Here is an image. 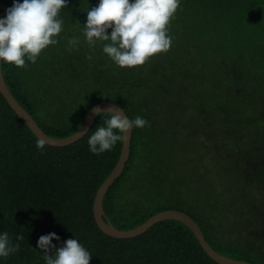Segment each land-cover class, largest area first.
<instances>
[{
	"label": "trees",
	"instance_id": "obj_1",
	"mask_svg": "<svg viewBox=\"0 0 264 264\" xmlns=\"http://www.w3.org/2000/svg\"><path fill=\"white\" fill-rule=\"evenodd\" d=\"M0 1L9 7L13 4V0ZM189 1L181 2L174 14L178 18L168 25L173 37L170 49L129 68L112 63L102 51L105 42L98 41L93 49L86 41V11L99 0H68L60 12L64 23L59 43L43 50L36 63L26 61V67L4 63L3 78L14 98L52 137L76 132L87 112L101 101L117 104L130 119L141 115L149 121L143 128L132 129L129 162L103 197L105 217L115 227L131 229L160 211H183L199 224L215 251L258 264V258L247 255L245 248L234 247V230L227 219L234 208L224 200L229 203L241 181L239 161L246 158L250 128L264 133V0ZM2 12L0 17L6 14ZM72 38L78 44L69 51ZM101 116L75 143L50 146L36 139L0 93V231H7L13 243L17 235L25 237L19 241L20 250L0 258V264H45L44 253L34 247L41 235L50 232L60 237L52 241L57 246L77 237L92 254L90 264H218L193 232L176 220L158 221L144 233L124 239L110 237L97 227L93 200L115 167L122 146L118 141L111 150L90 152L87 141L103 125ZM220 183L223 194L217 199Z\"/></svg>",
	"mask_w": 264,
	"mask_h": 264
},
{
	"label": "clouds",
	"instance_id": "obj_2",
	"mask_svg": "<svg viewBox=\"0 0 264 264\" xmlns=\"http://www.w3.org/2000/svg\"><path fill=\"white\" fill-rule=\"evenodd\" d=\"M181 2L99 0L86 11L84 36L93 49L98 41L105 42L103 53L119 67L143 65L153 55L170 49L173 37L168 25ZM67 5L68 0H13L6 14L0 17V66L8 63L25 67L26 61L36 63L43 50L59 43L64 23L60 12ZM75 44H78L76 38L69 40L68 50ZM97 114L102 117L103 125L97 126L87 141L93 154L111 150L118 141H125L126 131L149 124L141 115L130 119L124 109ZM24 238L19 234L13 243L7 231H0V258L18 252L19 241ZM53 240H60L55 232L41 235L34 247L44 253L45 264H90L92 254L77 238H69L61 246L53 244Z\"/></svg>",
	"mask_w": 264,
	"mask_h": 264
},
{
	"label": "water",
	"instance_id": "obj_3",
	"mask_svg": "<svg viewBox=\"0 0 264 264\" xmlns=\"http://www.w3.org/2000/svg\"><path fill=\"white\" fill-rule=\"evenodd\" d=\"M7 6L3 2L0 1V10L6 13ZM0 93L5 98L6 102L15 112V114L28 126L31 132L35 135V137L41 141L42 143L55 147L67 146L75 143L79 139H81L86 133L89 131L90 127L94 123L97 113L100 111H108V112H118L121 107L117 104L110 101H101L95 104L85 115L84 120L79 127V129L73 134L56 138L47 135L37 124L32 115L14 98V96L9 91L2 74V68L0 66ZM132 136V130H128L125 133V141H122L121 151L118 158V161L111 171V173L107 176V178L103 181V183L99 186L96 191L92 211L94 221L97 227L106 235L114 238H132L144 233L148 230L152 225L161 220H176L184 225H186L195 235L199 244L203 248L204 252L209 256L210 259L215 261L218 264H252L245 260H240L236 258H232L229 256H225L221 253L215 251L207 242L203 231L199 224L188 214L183 211L175 210V209H167L156 213L155 215L149 217L140 225L131 228V229H119L115 227L106 217L102 206L103 197L106 191L110 188V186L114 183V181L122 174L126 163L130 154V141Z\"/></svg>",
	"mask_w": 264,
	"mask_h": 264
},
{
	"label": "flooded vegetation",
	"instance_id": "obj_4",
	"mask_svg": "<svg viewBox=\"0 0 264 264\" xmlns=\"http://www.w3.org/2000/svg\"><path fill=\"white\" fill-rule=\"evenodd\" d=\"M250 130L248 149L244 153L246 159L244 162L239 161L242 178L236 186L235 191L232 192L233 194L231 195V198L228 199V202L231 200L234 201L235 192L242 189L241 203L237 202L229 204L227 203V200H224V204L228 207L234 208L233 214L227 217L234 228L235 238L232 237L234 240V247L245 248L247 255L257 257L258 264H264V133L257 132L253 130L252 127ZM255 134H260L261 137L256 139ZM225 186L229 187V183H226ZM259 186H262L263 189L260 190ZM202 188V193H204V184L202 185ZM221 189L222 184L220 183L216 186L217 199L223 194H221ZM236 205L239 206L237 209H235ZM255 216L258 217L255 218ZM233 217H236L241 221L235 223Z\"/></svg>",
	"mask_w": 264,
	"mask_h": 264
},
{
	"label": "bare ground",
	"instance_id": "obj_5",
	"mask_svg": "<svg viewBox=\"0 0 264 264\" xmlns=\"http://www.w3.org/2000/svg\"><path fill=\"white\" fill-rule=\"evenodd\" d=\"M77 1V0H76ZM91 1V0H90ZM183 1V0H182ZM186 1V0H185ZM189 1V0H188ZM196 1V0H195ZM211 1V0H210ZM73 2V1H72ZM82 2V1H81ZM190 2V1H189ZM83 3V2H82ZM74 4V3H73ZM81 4V3H80ZM183 4V3H182ZM190 4V3H189ZM192 4V3H191ZM206 4V3H205ZM208 4V3H207ZM216 4V3H215ZM71 5V4H70ZM92 5V4H91ZM213 5V4H212ZM96 6V5H95ZM94 6V7H95ZM202 6V5H201ZM211 6V5H210ZM214 6V5H213ZM75 7H76V4H75ZM83 7V6H82ZM181 7V6H180ZM248 7V6H247ZM186 8V7H185ZM192 8H194V7H192ZM203 8V7H202ZM213 8V7H212ZM231 8V7H230ZM234 8V7H233ZM249 9H250V7H248ZM71 9V8H70ZM80 9V8H79ZM209 9H210V7H209ZM247 9V8H246ZM256 9H257V6H256ZM182 10V9H181ZM189 10V9H188ZM195 10V9H194ZM255 10V9H254ZM253 10V11H254ZM62 11V10H61ZM65 11V10H64ZM178 11H180V10H178ZM238 11V10H237ZM247 11V10H246ZM252 11V12H253ZM257 11V10H256ZM74 12V11H73ZM177 12V11H176ZM199 12V11H198ZM234 12V11H233ZM3 13V12H2ZM179 13H181V12H179ZM209 13V12H208ZM219 13V12H218ZM241 13V12H240ZM239 13V14H240ZM244 13H246L245 12V10H244ZM249 13V12H248ZM247 13V14H248ZM251 13V12H250ZM178 14V13H177ZM199 14V13H198ZM214 14V13H213ZM217 14V13H216ZM220 15H222L221 13H219ZM225 14V13H224ZM232 14V13H231ZM237 14V13H236ZM256 14V13H255ZM259 14V13H258ZM195 15V14H194ZM203 15V14H202ZM212 15V14H211ZM229 15V14H228ZM260 15V14H259ZM79 16H81V15H79ZM190 16V15H189ZM197 16V15H196ZM223 16V15H222ZM226 16V15H225ZM236 16V15H235ZM174 17V16H173ZM213 17V16H212ZM232 17V16H231ZM241 17V16H240ZM250 17V16H249ZM61 18V17H60ZM175 19L176 18H178L177 16L176 17H174ZM182 18V17H181ZM219 18V17H218ZM227 18H229L228 16H227ZM211 19V18H210ZM209 19V20H210ZM232 19V18H231ZM240 19V18H239ZM252 19V18H251ZM85 20V19H84ZM179 20V19H178ZM196 20V19H195ZM216 20V19H215ZM224 20H225V18H224ZM245 20V19H244ZM255 20H257V19H255ZM185 21V20H184ZM219 21V20H218ZM220 21H221V19H220ZM228 21V20H227ZM233 21H235V20H233ZM239 21V20H238ZM241 21V20H240ZM249 21V20H248ZM72 22V21H71ZM171 22V21H170ZM178 22V21H177ZM199 22V21H198ZM224 22V21H223ZM222 22V23H223ZM259 22V21H258ZM221 23V22H220ZM225 23V22H224ZM234 23V22H233ZM257 23V22H256ZM184 24V23H183ZM201 24V23H200ZM226 24V23H225ZM261 24V23H260ZM77 25V24H76ZM175 25V24H174ZM213 25V24H212ZM219 25V24H218ZM232 25V24H231ZM248 25V24H247ZM246 25V26H247ZM80 26V25H79ZM222 26H224V25H222ZM235 26V25H234ZM238 26V25H237ZM252 26V25H251ZM76 27V26H75ZM180 27V26H179ZM213 27V26H212ZM215 27H217L216 25H215ZM262 27V26H261ZM79 28V27H78ZM175 28V27H174ZM224 28V27H223ZM236 28V27H235ZM243 28V27H242ZM245 28V27H244ZM75 29V28H74ZM214 29V28H213ZM221 29H222V27H221ZM225 29V28H224ZM246 29V28H245ZM251 29V28H250ZM180 30V29H179ZM65 39V38H64ZM65 41V40H64ZM68 43V42H67ZM81 44V43H80ZM53 46V45H52ZM51 46V47H52ZM98 47H99V45H98ZM52 50V49H51ZM73 50V49H72ZM80 50V49H79ZM82 50V49H81ZM47 51V50H46ZM50 51V50H49ZM58 51V50H57ZM89 51V50H88ZM100 51V50H99ZM73 52V51H72ZM79 53V52H78ZM59 54V53H58ZM80 54V53H79ZM85 54V53H84ZM49 55V54H48ZM97 55V54H96ZM44 56H45V54H44ZM63 56V55H62ZM76 56H78L77 54H76ZM87 56V55H86ZM39 57H41V56H39ZM74 57V56H73ZM103 57V56H102ZM50 58V57H49ZM56 58V57H55ZM96 60V59H95ZM200 62V61H199ZM42 63V62H41ZM52 63V62H51ZM113 63V62H112ZM201 63H202V61H201ZM257 63V62H256ZM53 64V63H52ZM58 64V63H57ZM99 64V63H98ZM177 64H178V62H177ZM184 64V63H183ZM215 64V63H214ZM255 64V63H254ZM9 65H11V64H9ZM80 65V64H79ZM169 65V64H168ZM197 65V64H196ZM253 65V64H252ZM85 66V65H84ZM97 66V65H96ZM235 66H236V63H235ZM262 66V65H261ZM6 67V66H5ZM26 67V66H25ZM30 67V66H29ZM53 67V66H52ZM92 67V66H91ZM23 68V67H22ZM32 68V67H31ZM38 68V67H37ZM44 68V67H43ZM54 68V67H53ZM101 68V67H100ZM174 68V67H173ZM213 68V67H212ZM220 68V67H219ZM252 68V67H251ZM257 68V67H256ZM26 69V68H25ZM57 69V68H56ZM112 69V68H111ZM110 69V70H111ZM123 69V68H122ZM133 69V68H132ZM264 69V68H263ZM36 70V69H35ZM70 70V69H69ZM96 70V69H95ZM230 70V69H229ZM261 70V69H260ZM28 71V70H27ZM41 71H42V69H41ZM46 71V70H45ZM75 71V70H74ZM77 71V70H76ZM98 71V70H97ZM100 71V70H99ZM114 71V70H113ZM135 71V70H134ZM256 71V70H255ZM53 72V71H52ZM80 72V71H79ZM91 72V71H90ZM115 72V71H114ZM32 73H33V71H32ZM50 73V72H49ZM61 73V72H60ZM66 73H68V72H66ZM76 73V72H75ZM92 73V72H91ZM105 73V72H104ZM120 73V72H119ZM139 73V72H138ZM214 73V72H213ZM226 73V72H225ZM43 74V73H42ZM79 74V73H78ZM82 74V73H81ZM85 74V73H84ZM115 74V73H114ZM121 74V73H120ZM126 74V73H125ZM129 74H130V72H129ZM182 74V73H181ZM180 74V75H181ZM193 74V73H192ZM191 74V75H192ZM58 75V74H57ZM83 75V74H82ZM118 75V74H117ZM190 75V76H191ZM217 75V74H216ZM237 75V74H236ZM29 76H31V75H29ZM54 76V75H53ZM59 76V75H58ZM94 76V75H93ZM98 76V75H97ZM224 76V75H223ZM35 77V76H34ZM116 77V76H115ZM131 77V76H130ZM215 77V76H214ZM49 78V77H48ZM124 78V77H123ZM122 78V79H123ZM129 78V77H128ZM182 78V77H181ZM185 78V77H184ZM254 78V77H253ZM25 79V78H24ZM32 79H34V78H32ZM200 79V78H199ZM234 79V78H233ZM29 80V79H28ZM131 80V79H130ZM235 80V79H234ZM35 81V80H34ZM49 81V80H48ZM81 81V80H80ZM126 81V80H125ZM125 81H124V83H125ZM200 81V80H199ZM37 82V81H36ZM77 82V81H76ZM91 82V81H90ZM119 82V81H118ZM123 82V81H122ZM144 82V81H143ZM214 82V81H213ZM241 82V81H240ZM263 82V81H262ZM26 83V82H25ZM57 83V82H56ZM100 83V82H99ZM128 83V82H127ZM194 83V82H193ZM200 83V82H199ZM230 83V82H229ZM53 84V83H52ZM257 84V83H256ZM263 84V83H262ZM261 84V85H262ZM30 85V84H29ZM37 85H38V83H37ZM193 85V84H192ZM197 85V84H196ZM120 86V85H119ZM118 86V87H119ZM44 87V86H43ZM116 87V86H115ZM122 87V86H121ZM120 87V88H121ZM202 87V86H201ZM31 88V87H30ZM119 88V89H120ZM128 88V87H127ZM212 88V87H211ZM115 89V88H114ZM202 89V88H201ZM216 89V88H215ZM33 90V89H32ZM44 90V89H43ZM30 91V90H29ZM118 91V90H117ZM31 92V91H30ZM106 92V91H105ZM228 92V91H227ZM239 92V91H238ZM254 92V91H253ZM37 93V92H36ZM143 93H145L144 92V90H143ZM248 93V92H247ZM41 94H42V91H41ZM84 94V93H83ZM29 95V94H28ZM152 95V94H151ZM205 95V94H204ZM242 95V94H241ZM254 95V94H253ZM135 96V95H134ZM222 96V95H221ZM3 97V96H2ZM189 97V96H188ZM204 97V96H203ZM212 97V96H211ZM227 97H229V96H227ZM231 97V96H230ZM248 97V96H247ZM45 98V97H44ZM187 98V97H186ZM225 98V97H224ZM30 99V98H29ZM135 99V98H134ZM143 99V98H142ZM217 99V98H216ZM230 99V98H229ZM237 99V98H236ZM258 99V98H257ZM45 100V99H44ZM43 100V101H44ZM73 100V99H72ZM153 100V99H152ZM218 100V99H217ZM226 100V99H225ZM228 100V99H227ZM256 100V99H255ZM84 101V100H83ZM88 101V100H87ZM207 101V100H206ZM224 101V100H223ZM37 102V101H36ZM86 102V101H85ZM152 102V101H151ZM32 103V102H31ZM34 103H35V101H34ZM153 103V102H152ZM171 103V102H170ZM209 103V102H208ZM229 103V102H228ZM241 103V102H240ZM254 103V102H253ZM79 104V103H78ZM84 104V103H83ZM134 104V103H133ZM140 104V103H139ZM142 104V103H141ZM140 104V105H141ZM216 104V103H215ZM223 104H224V102H223ZM226 104V103H225ZM235 104V103H234ZM6 105V104H5ZM92 105V104H91ZM135 105V104H134ZM208 105V104H207ZM214 105V104H213ZM231 105V104H230ZM236 105V104H235ZM238 105V104H237ZM246 105V104H245ZM261 105V104H260ZM54 106V105H53ZM66 106V105H65ZM227 106H229V105H227ZM248 106V105H247ZM78 107V106H77ZM80 107V106H79ZM178 107V106H177ZM235 107V106H234ZM30 108V107H29ZM134 108V107H133ZM132 108V109H133ZM151 108V107H150ZM149 108V109H150ZM56 109V108H55ZM59 109V108H58ZM211 109V108H210ZM214 109V108H213ZM218 109V108H217ZM242 109V108H241ZM240 109V110H241ZM252 109V108H251ZM140 110V109H139ZM185 110V109H184ZM238 110V109H237ZM239 110V111H240ZM244 110V109H243ZM247 110V109H246ZM261 110V109H260ZM60 111V110H59ZM73 111V110H72ZM201 111H202V109H201ZM207 111V110H206ZM8 112V111H7ZM58 112V111H57ZM146 112V111H145ZM144 112V113H145ZM209 112V111H208ZM211 112H213V111H211ZM74 113H76V112H74ZM198 113V112H197ZM201 113V112H200ZM203 113V112H202ZM210 113V112H209ZM245 113V112H244ZM251 113V112H250ZM259 113V112H258ZM63 114V113H62ZM71 114V113H70ZM255 114V113H254ZM44 115V114H43ZM104 115V114H103ZM248 115V114H247ZM40 116V115H39ZM237 117V116H236ZM1 118V117H0ZM12 118V117H11ZM41 118H42V116H41ZM51 118V117H50ZM58 118V117H57ZM97 118V117H96ZM250 118V117H249ZM46 119V118H45ZM48 119V118H47ZM55 119V118H54ZM66 119V118H65ZM152 119H155V118H152ZM231 119V118H230ZM50 120V119H49ZM262 120H264V119H262ZM54 121V120H53ZM81 121V120H80ZM221 121V120H220ZM254 121V120H253ZM165 122V121H164ZM224 122V121H223ZM54 123V122H53ZM97 123V122H96ZM228 123V122H227ZM64 124V123H63ZM223 124V123H222ZM253 124V123H252ZM22 125V124H21ZM102 125V124H101ZM100 125V126H101ZM244 125V124H243ZM158 126V125H157ZM189 126V125H188ZM209 126V125H208ZM253 126V125H252ZM155 127V126H154ZM8 128V127H7ZM76 128V127H75ZM94 128V127H93ZM247 128V127H246ZM19 129V128H18ZM17 129V130H18ZM239 129V128H238ZM16 130V129H15ZM14 130V131H15ZM143 130V129H142ZM210 130V129H209ZM262 130V129H261ZM48 131H50V130H48ZM52 131V130H51ZM260 131V130H259ZM143 132V131H142ZM240 132V131H239ZM30 133V132H29ZM71 133V132H70ZM235 133V132H234ZM261 133V132H260ZM16 134V133H15ZM19 134V133H18ZM254 134V133H253ZM53 135H54V133H53ZM87 135V134H86ZM2 136V135H1ZM57 136V135H56ZM89 136V135H88ZM87 137V136H86ZM176 137V136H175ZM235 137V136H234ZM255 137H256V135H255ZM8 138V137H7ZM140 138V137H139ZM244 138V137H243ZM37 139V138H36ZM257 139V138H256ZM10 140V139H9ZM158 140V139H157ZM156 141V140H155ZM192 141V140H191ZM5 142V141H4ZM37 142V141H36ZM142 142V141H141ZM140 142V143H141ZM144 142V141H143ZM146 142V141H145ZM148 142V141H147ZM239 142H240V140H239ZM249 142V141H248ZM17 143V142H16ZM25 143V142H24ZM119 143V142H118ZM156 143V142H155ZM20 144V143H19ZM19 144H17V145H19ZM144 144V143H143ZM151 144V143H150ZM222 144H224V142L222 143ZM119 145V144H118ZM147 145V144H146ZM245 145V144H244ZM264 145V144H263ZM44 146V145H43ZM86 146V145H85ZM133 146V145H132ZM141 146H142V144H141ZM225 146V145H224ZM228 146V145H227ZM34 147V146H33ZM149 147V146H148ZM53 148V147H52ZM139 148V147H138ZM160 148V147H159ZM8 149V148H7ZM18 149H19V147H18ZM87 149V148H86ZM118 149V148H117ZM149 150H150V148H148ZM10 150V149H9ZM141 150V149H140ZM154 150V149H153ZM188 150V149H187ZM244 151H245V149H243ZM251 150V149H250ZM89 151V150H88ZM177 151V150H176ZM179 151V150H178ZM182 151V150H181ZM219 151V150H218ZM148 152V151H147ZM263 153V152H262ZM67 154H68V151H67ZM107 154V153H106ZM116 154V153H115ZM151 154V153H150ZM168 154V153H167ZM176 154V153H175ZM174 154V155H175ZM87 155V154H86ZM145 155V154H144ZM203 155V154H202ZM195 156V155H194ZM219 156V155H218ZM9 157V156H8ZM12 157V156H11ZM76 157V156H75ZM87 158H89L88 156H87ZM117 158V157H116ZM253 158V157H252ZM263 158V157H262ZM72 159V158H71ZM76 159V158H75ZM246 159V158H245ZM70 160V159H69ZM68 160V161H69ZM86 160V159H85ZM117 160V159H116ZM151 160V159H150ZM178 160V159H177ZM52 161V160H51ZM149 161V160H148ZM225 161V160H224ZM224 161H223V163H224ZM129 162V161H128ZM127 162V163H128ZM179 162V161H178ZM226 162V161H225ZM263 162V161H262ZM261 162V163H262ZM85 163V162H84ZM110 163V162H109ZM133 163V162H132ZM137 163V162H136ZM135 163V164H136ZM33 164V163H32ZM93 165V164H92ZM230 165V164H229ZM129 166V165H128ZM226 166V165H225ZM84 167V166H83ZM132 167H133V165H132ZM146 167V166H145ZM155 167V166H154ZM182 168V167H181ZM225 168V167H224ZM14 169V168H13ZM52 169V168H51ZM110 169V168H109ZM64 170V169H63ZM84 170V169H83ZM146 170V169H145ZM227 170H229V169H227ZM148 171V170H147ZM188 171V170H187ZM133 172V171H132ZM139 172V171H138ZM200 172V171H199ZM228 172V171H227ZM5 173V172H4ZM97 173V172H96ZM125 173H127V172H125ZM158 173V172H157ZM230 173V172H229ZM228 174V173H227ZM142 175H144V173L142 174ZM169 175V174H168ZM249 175V174H248ZM247 175V176H248ZM15 176V175H14ZM88 176V175H87ZM133 176V175H132ZM140 176V175H139ZM155 176V175H154ZM195 176V175H194ZM202 176V175H201ZM30 177V176H29ZM98 177V176H97ZM167 177V176H166ZM2 178V177H1ZM56 178V177H55ZM235 178V177H234ZM103 179V178H102ZM123 179V178H122ZM124 180V179H123ZM128 180V179H127ZM2 181V180H1ZM156 181V180H155ZM189 181V180H188ZM202 181V180H201ZM235 181V180H234ZM253 181V180H252ZM7 182V181H6ZM149 182V181H148ZM182 182H183V180H182ZM1 183V182H0ZM24 183V182H23ZM187 183V182H186ZM238 183V182H237ZM250 183V182H249ZM77 184V183H76ZM135 184V183H134ZM141 184V183H140ZM198 184V183H197ZM93 185V184H92ZM133 185V184H132ZM7 186V185H6ZM193 186V185H192ZM133 187V186H132ZM190 187H191V185H190ZM199 187H200V185H199ZM215 187V186H214ZM226 187V186H225ZM230 187V186H229ZM198 188V187H197ZM260 188V187H259ZM59 189V188H58ZM257 190H259V189H257ZM56 191V190H55ZM160 191V190H159ZM184 191V190H183ZM219 192V191H218ZM234 192V191H233ZM238 192V191H237ZM180 193V192H179ZM182 193V192H181ZM56 194V193H55ZM58 195V194H57ZM119 195V194H118ZM120 196V195H119ZM128 196H129V194H128ZM127 196V197H128ZM186 196V195H185ZM1 197V196H0ZM137 197V196H136ZM160 197H162V196H160ZM247 197V196H246ZM82 198V197H81ZM129 198V197H128ZM132 198V197H131ZM150 198V197H149ZM2 200V199H1ZM123 200V199H122ZM125 200V199H124ZM258 200V199H257ZM72 201V200H71ZM248 201V200H247ZM249 202V201H248ZM123 203V202H122ZM241 203V202H240ZM1 204V203H0ZM125 204V203H124ZM161 204H163V203H161ZM188 204V203H187ZM244 204V203H243ZM172 205V204H171ZM8 206V205H7ZM54 206V205H53ZM69 206V205H68ZM116 206H118V205H116ZM116 206H114L115 208H116ZM264 206V205H263ZM177 207V206H176ZM188 207V206H187ZM230 208V207H229ZM243 208V207H242ZM80 209V208H79ZM124 209V208H123ZM141 209V208H140ZM225 209V208H224ZM232 209V208H231ZM77 210V209H76ZM149 210V209H148ZM248 211V210H247ZM220 212H221V210H220ZM224 212V211H223ZM264 212V211H263ZM3 214V213H2ZM131 214V213H130ZM238 214V213H237ZM137 215V214H136ZM54 216V215H53ZM90 216V215H89ZM132 216V215H131ZM134 216V215H133ZM264 216V215H263ZM258 217V216H257ZM256 216H255V218H257ZM125 218V217H124ZM234 218V217H233ZM225 219V218H224ZM36 220V219H35ZM227 220V219H226ZM220 221H222V219L220 220ZM71 222V221H70ZM248 222V221H247ZM9 225V224H8ZM7 225V226H8ZM15 225V224H14ZM210 225V224H209ZM251 225V224H250ZM260 225V224H259ZM16 226V225H15ZM228 227V226H227ZM21 228V227H20ZM247 228V227H246ZM35 229V228H34ZM232 229V228H231ZM234 229V228H233ZM249 229V228H248ZM3 230V229H2ZM12 230V229H11ZM173 231V230H172ZM11 232V231H10ZM13 232V231H12ZM40 232V231H39ZM182 232V231H181ZM233 232V231H232ZM231 232V233H232ZM223 233V232H222ZM156 234V233H155ZM263 234H264V232H263ZM63 235V234H62ZM164 235V234H163ZM17 237V236H16ZM95 237V236H94ZM77 238V237H76ZM177 238V237H176ZM235 238V237H234ZM96 239V238H95ZM179 239V238H178ZM181 239V238H180ZM225 240V239H224ZM234 241V240H233ZM258 241H259V239H258ZM15 242V241H14ZM241 243V242H240ZM85 244V243H84ZM168 244V243H167ZM249 244V243H248ZM93 245V244H92ZM96 245V244H95ZM243 245V244H242ZM256 245V244H255ZM259 245V244H258ZM59 246V245H58ZM241 246V245H240ZM248 246V245H247ZM125 248V247H124ZM236 248V247H235ZM254 248V247H253ZM181 249V248H180ZM250 249V248H249ZM253 251V250H252ZM176 252V251H175ZM186 252V251H185ZM93 253V252H92ZM113 253V252H112ZM130 253V252H129ZM147 253V252H146ZM252 253V252H251ZM108 256V255H107ZM137 257V256H136ZM37 259V258H36ZM40 259V258H39ZM138 259V258H137ZM10 260V259H9ZM18 260V259H17ZM98 260H100V259H98ZM29 261V260H28ZM35 261V260H34ZM93 261V260H92ZM104 261V260H103ZM133 261V260H132ZM8 262V261H7ZM37 262V261H36ZM44 262V261H43ZM25 263V262H24ZM113 263V262H112ZM165 263V262H164ZM96 264V263H95Z\"/></svg>",
	"mask_w": 264,
	"mask_h": 264
},
{
	"label": "rangeland",
	"instance_id": "obj_6",
	"mask_svg": "<svg viewBox=\"0 0 264 264\" xmlns=\"http://www.w3.org/2000/svg\"><path fill=\"white\" fill-rule=\"evenodd\" d=\"M184 138V135H183V137L181 138V139H183ZM230 185V184H229ZM223 193V189H221V194ZM242 189L241 190H238V192H235V196H234V201L233 200H231V201H229V203H237V202H241V200H242ZM199 199V198H198ZM239 206L238 205H236V208L235 209H237ZM233 220H234V222L235 223H238L239 221H241L240 219H238V218H236V217H234L233 218Z\"/></svg>",
	"mask_w": 264,
	"mask_h": 264
}]
</instances>
